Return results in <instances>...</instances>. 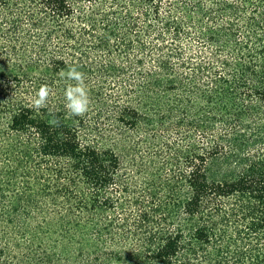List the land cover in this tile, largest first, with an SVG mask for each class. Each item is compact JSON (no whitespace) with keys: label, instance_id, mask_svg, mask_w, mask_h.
<instances>
[{"label":"trees","instance_id":"trees-1","mask_svg":"<svg viewBox=\"0 0 264 264\" xmlns=\"http://www.w3.org/2000/svg\"><path fill=\"white\" fill-rule=\"evenodd\" d=\"M0 264H264V0H0Z\"/></svg>","mask_w":264,"mask_h":264},{"label":"clouds","instance_id":"clouds-1","mask_svg":"<svg viewBox=\"0 0 264 264\" xmlns=\"http://www.w3.org/2000/svg\"><path fill=\"white\" fill-rule=\"evenodd\" d=\"M59 76L69 83L64 91L65 108L67 113L72 117L85 116L91 105L90 92L85 80V74L78 69L77 66L62 69ZM53 90L47 84H42L36 91L32 106L35 110H40L47 107L48 100L52 95ZM49 126L58 128L61 126V121L55 113L49 112Z\"/></svg>","mask_w":264,"mask_h":264},{"label":"rangeland","instance_id":"rangeland-1","mask_svg":"<svg viewBox=\"0 0 264 264\" xmlns=\"http://www.w3.org/2000/svg\"><path fill=\"white\" fill-rule=\"evenodd\" d=\"M19 251H22V249H20ZM18 257H20V254L18 255Z\"/></svg>","mask_w":264,"mask_h":264}]
</instances>
